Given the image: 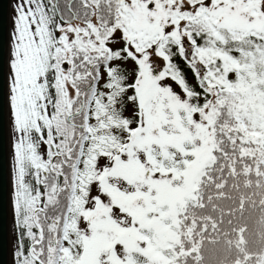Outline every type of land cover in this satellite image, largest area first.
Returning a JSON list of instances; mask_svg holds the SVG:
<instances>
[{
    "label": "snow or ice",
    "instance_id": "snow-or-ice-1",
    "mask_svg": "<svg viewBox=\"0 0 264 264\" xmlns=\"http://www.w3.org/2000/svg\"><path fill=\"white\" fill-rule=\"evenodd\" d=\"M13 12L0 56L10 264H202L219 225L207 216L196 239L168 193L194 171L222 190L252 160L264 175V0H15ZM239 231L232 264H264Z\"/></svg>",
    "mask_w": 264,
    "mask_h": 264
},
{
    "label": "trees",
    "instance_id": "trees-1",
    "mask_svg": "<svg viewBox=\"0 0 264 264\" xmlns=\"http://www.w3.org/2000/svg\"><path fill=\"white\" fill-rule=\"evenodd\" d=\"M257 160H264L259 153L256 156ZM252 175L240 176L235 180L228 179L227 186L222 190H217L212 186L210 177H205L201 182V177L196 183V187L192 196L183 197L182 202L175 206L174 210V222H176L175 213L179 212L181 217L187 210L188 225L192 227V218H196L197 233L196 239L204 238L199 234L203 228L204 223H208L211 226V221L206 220L207 216H211L219 225L216 233H212L214 239L218 241L215 244L205 243L202 249L204 260L202 264H232V258L236 257V248L228 244V240H231L233 245L240 239V229L243 228V237L246 241V247L255 252L257 249H264V175L256 176V161L252 160ZM264 172V168L261 169ZM249 184L250 187H245V184ZM234 185H239L235 187ZM198 189V191H197ZM208 195L212 196V202L206 199ZM203 196V203L205 207L203 209L197 207L201 202L198 197ZM243 199V209L241 210V200ZM215 211H212V208ZM223 220V223H221ZM183 224V219L180 220ZM168 227L167 224H165ZM179 230V229H178ZM10 259L12 252V245L15 237L10 225ZM175 237V233H172V238ZM185 239H189L185 235ZM245 247V245H240Z\"/></svg>",
    "mask_w": 264,
    "mask_h": 264
},
{
    "label": "water",
    "instance_id": "water-1",
    "mask_svg": "<svg viewBox=\"0 0 264 264\" xmlns=\"http://www.w3.org/2000/svg\"><path fill=\"white\" fill-rule=\"evenodd\" d=\"M10 4L11 0H0V56L6 55L8 47ZM0 264H10V210L7 221L0 213Z\"/></svg>",
    "mask_w": 264,
    "mask_h": 264
},
{
    "label": "rangeland",
    "instance_id": "rangeland-1",
    "mask_svg": "<svg viewBox=\"0 0 264 264\" xmlns=\"http://www.w3.org/2000/svg\"><path fill=\"white\" fill-rule=\"evenodd\" d=\"M14 3H15V0H11L10 14H9V29H11V27H12V19L11 18L14 15V12H13ZM204 162L210 163V161H208L207 156L202 157L201 163H204ZM199 178H200V175H197L194 171L193 175L190 178L189 183L187 184L186 187H183L180 191L173 190V191L168 193L167 202H169L172 205L168 211L171 212V214H172V221L174 220V217H173L174 210H175L174 208L177 205V202L178 203L182 202L183 197H188V196L193 195V191L196 187V183H197ZM10 225H11V212H10ZM160 231H161L162 238H172V232H170L169 228L166 227L165 225L161 226ZM10 262H11V259H10Z\"/></svg>",
    "mask_w": 264,
    "mask_h": 264
}]
</instances>
